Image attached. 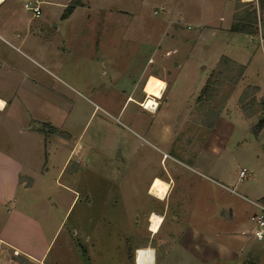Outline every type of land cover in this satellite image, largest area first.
<instances>
[{
    "label": "rangeland",
    "instance_id": "1",
    "mask_svg": "<svg viewBox=\"0 0 264 264\" xmlns=\"http://www.w3.org/2000/svg\"><path fill=\"white\" fill-rule=\"evenodd\" d=\"M39 1L41 10L44 0ZM256 2L257 0H234L242 16L250 13L253 7H256ZM17 3L22 7L21 0H17ZM65 4L62 13L58 15L55 14V7L43 6L45 23L40 32V43L32 34H27V43L25 48H22L23 55L18 53V56L12 59L14 67L15 65L21 67L22 73L20 74L17 69L1 71L0 93L16 91L19 94V101L5 112H0V147L12 152L10 153L12 156H18L14 150L18 145L41 148L42 144H31L27 138H22L15 132L14 120L15 117L19 119L24 115L48 119L52 125H61L71 134L70 137L64 130L46 123L30 124L32 128L43 133L54 134L67 140L66 143L59 141L58 138H52L50 145L58 150L56 160H49V163L52 164L50 161L55 165L60 163L63 149L76 139L78 142L95 145L99 162L96 168L97 186L93 185L92 188L97 190L94 198L90 200L77 195L69 210L65 212L68 201L58 199V195L65 191L60 184L66 186L69 184V187L77 191L78 174L70 183L67 182L68 171L73 168V164H70L68 170L57 179L56 183L52 178L53 170L49 166V176L47 175L49 178L46 180L48 187L41 186L39 192H32L31 196L22 191H19V194L22 200L27 197L31 202L37 203L36 215L47 234L53 233L60 221L61 224L46 252L45 260L35 262L20 255L10 254L7 264H134L135 250L139 247H149L147 246L149 232L146 230V225L149 224L150 214L148 218L137 217L132 214L133 209H130L128 213L120 211L118 217L112 218L111 207L115 202L111 194L115 188L113 182L115 180L112 177L110 160L114 155L108 151L117 146L122 147L124 150L122 152L126 153V166L122 177L124 182L130 178H134L136 182L141 180L137 173L139 167L145 168L144 178L163 173L165 167L169 168L172 163L176 164L170 156L164 155L160 160L163 153L170 154L167 137L172 126L175 135L172 138L173 154L189 162L203 144L214 121L219 116H225L214 127L211 139L219 138L229 146L225 159L231 182L236 180L239 166L242 165L251 172L249 178L236 186L237 193L257 198L258 187L264 182V175L257 170L260 162L253 158L259 153L260 148L257 140L245 136L241 118L237 114H230L238 112L246 120H250L253 134L257 124L264 122V117L262 118L264 68L260 71L262 75L258 81L262 86L261 92L246 83L239 71L240 64L226 57V35L207 33L195 38V48L190 56V62L184 65L177 82L171 85L165 97L163 96L166 104L158 109L152 120V130L144 137H138L123 124H129L127 120L131 118L145 120L149 115L135 102L127 101L121 110L122 117L116 121L113 116L124 96L121 97L110 89L106 84L109 71L99 68L91 57V54L99 52H113L116 56L113 59L116 62L115 68H123L125 53L130 52L134 44L130 37H146L153 44V40L158 37L171 17L175 20H195L199 12L200 0H66ZM76 6L81 8L69 15ZM20 12L18 14L21 17L30 19L32 16L30 12L23 10ZM217 12L226 14L224 6L221 9L215 1L206 0L204 4L203 0L201 15L204 14L205 21H216ZM256 13V23L257 18L264 20V8ZM68 15L70 16L68 22L61 21ZM220 20H223V17ZM254 27L256 29L255 25ZM195 32L194 27L180 22H169L164 30L163 36L165 34L166 36L160 50L164 51L168 46L173 48L174 43L181 40L184 41L183 44L190 46L191 39L196 35ZM96 36L99 37V41L95 39ZM120 37L128 39L119 40ZM259 51L258 49L257 55L261 53ZM186 52V49L179 48L176 58L181 59V55ZM219 52L224 54L216 57ZM40 53L42 59L36 57ZM214 57L216 58L209 66V62ZM38 64L51 73L42 70ZM154 67L159 68L156 64ZM171 76L168 72L167 79ZM255 76L254 71L250 69L249 79L255 80ZM29 78L40 79L37 81L43 86L30 84ZM158 79L159 77L149 75L146 81L154 82ZM206 82L208 89H205ZM163 97L160 100L163 101ZM148 98H150L148 94H143L139 102L144 104ZM95 104H99L102 109L94 108ZM150 111L152 116L156 109ZM2 114H6V117H2ZM184 114V119L179 121ZM226 115L230 117L226 119ZM10 122L13 124H9ZM21 142L23 144H20ZM42 157L41 154L40 162L43 160ZM207 160L204 157L201 162L206 163ZM46 165L48 166V162ZM141 186L140 182L135 185L137 189L135 201L127 203L132 208L144 209L150 202L164 199L169 184L159 178L152 180L148 192L156 199L144 194ZM233 193L216 189L210 195L212 199L206 204L207 210H215L219 202H231L232 218L238 221L247 218L251 214V207ZM46 195L50 198L48 202L46 201L47 218L43 214L44 202L41 201L46 199ZM162 202L155 203L153 208L159 209ZM200 204L195 203V213H200V209L203 211ZM27 206L28 202L24 201L25 210H32ZM115 212L116 210L113 214H116ZM2 213L1 208L0 220ZM197 220L199 223L200 219L197 218L192 219V222L197 224ZM133 244L140 245L133 247ZM160 253L159 249L154 251L155 264H158ZM183 258L177 253L176 258L173 259L161 258V264H191L189 260ZM252 259L246 256L240 264Z\"/></svg>",
    "mask_w": 264,
    "mask_h": 264
},
{
    "label": "crops",
    "instance_id": "2",
    "mask_svg": "<svg viewBox=\"0 0 264 264\" xmlns=\"http://www.w3.org/2000/svg\"><path fill=\"white\" fill-rule=\"evenodd\" d=\"M213 1L218 3L221 9L224 6L226 13H215L218 17L216 21H205L204 14L201 15L203 0H200L199 12L195 20H175L173 17L169 19L168 23L180 22L196 29V35L191 39L190 46L183 44L184 41L181 40L174 43L173 48H169L168 46L164 51L160 50L166 36V34L163 36L164 30L168 25L166 23L158 37L153 40V44L146 37H130V40L134 44L131 46V51L125 53V62L123 68H120L121 70L115 68L116 62L113 60L116 58L115 53L99 52L94 55L91 54V57H93L95 64L99 68H104L109 71L106 84L117 95L124 96L122 103L120 105L118 103L119 106L117 107L115 116H113L114 119L117 121L122 117L121 110L127 101L135 102L143 112L145 111L149 115L150 118L147 117L145 120L131 118L127 120L129 124H123L138 137H144V135L150 134L152 120L155 114L162 105L166 104L164 97L167 90L177 82L178 76L184 70V65L191 60L190 56L195 48V38L198 35L207 33L226 35V57L240 64L242 66L241 76L247 81L246 83L251 84L262 92V86L258 81L260 75H262L260 71L264 68V20L257 18L254 33L231 31V24L237 19H242L244 15H240L234 0ZM205 2L206 0H204V4ZM65 3L66 0H62L61 2L58 0H44L41 5L40 15L37 17L32 15L30 19L24 16L21 17L18 14L21 10L25 12L26 10L21 5H18L17 0H3L0 3V74L2 70L13 71L16 69L20 74L22 73L21 67L17 65L14 67L12 59H15L18 53L23 55L22 48H25V44L27 43V34H32L35 40L40 43V32L45 23L43 6L55 7V14L58 15L65 8ZM79 8L81 7L76 6L69 15ZM255 9L257 12V7ZM69 15L61 21L65 20L68 22ZM216 15H214L215 18ZM222 17L223 20H220ZM95 39L99 41L98 36ZM125 39L128 38L120 37L119 40L124 41ZM181 47L186 49L187 52L181 55V59H177L176 55ZM258 49L261 53L257 55ZM221 54L224 53L219 52L216 57ZM41 55L42 53L36 57L42 59ZM216 57L209 62V66ZM154 64L158 65L159 68H155ZM38 66L48 74L51 73L40 64ZM250 69L256 75L255 80H250L248 77V71ZM168 72L172 75L169 79H167ZM149 75L159 77L158 80L165 82H163L165 88L161 94V97L164 96L163 101L160 100L161 97L156 98V112L154 111L155 113L152 116L151 111L142 108L139 102L143 94L147 95L143 91V86L149 82L146 81ZM28 80H31L30 84L34 86H43L38 83L40 79H37V81L36 79L29 78ZM0 100L4 103V106L0 108V112H5L7 108L16 105V102L19 101V94L16 91L0 93ZM158 102L160 105H158ZM94 108L102 109L99 104H95ZM236 114L242 120L245 136L247 135V138L257 140L260 149L259 153L255 154L253 159L260 162L257 170L264 175V122L262 127L253 134L250 129L252 126L251 121L246 120L238 112L230 115ZM230 115H226V119ZM1 116L6 117V114H2ZM23 117L21 116L19 119L15 117V132L22 138H27L31 144H42V147L33 148L30 145L26 147L18 145L14 149L18 156H12L10 154L12 152L0 147V209H3L0 220V264H7L10 254L11 256L20 255L35 262H41L46 259V252L61 221L55 227L53 233L47 234V231L43 228L36 215L37 203L31 202L27 197H24V200H22L19 191L31 196L32 192H39L38 190H40L41 186L48 187L46 180L49 178V166L53 170L52 178L56 183L57 179L59 177L61 178L68 170L70 164H73V168L68 171L67 182L70 183L71 179L78 174L79 188L77 191L69 187V184L67 186L60 184L65 191L58 195V199L68 201L65 212L69 210L77 195L78 197L82 195L84 199L90 200L94 198L97 190L92 188L93 185L97 186L96 176L98 175V170L96 168L99 162L95 145L78 142L76 139L71 145H65V149L61 153L60 163L55 165L54 162L50 161L52 163L50 164L49 160H56V152L58 150V148L54 149L55 147H51L52 138H58L59 141L66 143L67 140L54 134L43 133L32 128L30 124L32 122H41L60 130L64 129L61 125H52L48 119H40L31 115H24ZM184 117L185 114L179 121L183 120ZM224 117L219 116L214 121L203 144L189 162H185L173 154L174 145L172 138L175 135L173 134L174 130L172 126L167 137L170 154L163 153L160 160L166 155L167 157L170 156L176 164L172 163L169 168L165 167L163 173L148 175L146 178H144L145 168L139 167L137 173L138 177L142 179L138 182L134 178H130L126 182L122 181L126 166V153L122 152L124 151L122 147H112L108 151L111 155H114L110 160L112 162V177L115 180L113 181L115 182V188L111 194L115 204L111 207V216L112 218L113 216L118 217V212L128 213L130 209H133L132 214L137 217L148 218V215L152 212L161 216L162 221L156 233H151L146 225V230L149 232L147 246L154 251L157 249L161 250L158 264H161V258H164V260L176 258L177 253H180L184 257L183 260H189L191 264H240L246 256L252 257V260L257 264H264V242H256L248 236L241 235V231L246 230L249 226V216L241 221L234 220L232 218L231 202H219L217 207L215 206V210L211 211H208L206 208V204L212 199L210 195L216 189L234 192L233 194H236L251 207V212L253 211V207L249 203V200H259L264 196V182H261L258 187L257 198H250L241 193H237L236 186L243 181H238L237 176L236 180L231 182L230 173L226 170L225 159V154L229 150V146L224 141L219 140V138L211 139L214 127ZM9 124L13 123L10 122ZM65 132L71 137L68 131ZM20 144L23 143L21 142ZM41 154L43 155L42 162L39 161L41 160L39 159ZM204 157L208 159L206 163L201 162V159ZM47 162L48 166L46 165ZM241 167L243 166H239V169ZM154 178L162 179L169 184L164 199H156L148 192L149 185ZM139 182L142 183V192L149 198L152 197L157 200V202H150L144 209L132 208V206L127 204L128 202L135 201V192L137 190L135 185ZM47 197L46 195V199L41 200L44 202L42 205L43 214L47 213L48 210L46 201L48 202L50 198ZM24 201L28 202L27 208L32 210H25ZM160 202L162 204L159 209L153 208L155 203ZM196 202L201 203L200 205L203 211L200 209V213L194 212ZM224 209L229 210L228 218L222 216ZM114 210H116V214H113ZM44 216L46 218L48 217L47 214ZM194 218L200 219V222L198 223L197 220V224H194L192 222ZM137 245L133 244V247ZM162 250L164 251L163 253Z\"/></svg>",
    "mask_w": 264,
    "mask_h": 264
},
{
    "label": "built area",
    "instance_id": "3",
    "mask_svg": "<svg viewBox=\"0 0 264 264\" xmlns=\"http://www.w3.org/2000/svg\"><path fill=\"white\" fill-rule=\"evenodd\" d=\"M21 2L24 10L30 12L35 17L40 15L39 0H21ZM140 106L144 107L143 102L140 103ZM249 175L250 171L245 167H241L237 172V180H244ZM249 203L253 207V211L249 215V226L246 230L241 231V235L248 236L256 242H264V203L260 200H249Z\"/></svg>",
    "mask_w": 264,
    "mask_h": 264
},
{
    "label": "bare ground",
    "instance_id": "4",
    "mask_svg": "<svg viewBox=\"0 0 264 264\" xmlns=\"http://www.w3.org/2000/svg\"><path fill=\"white\" fill-rule=\"evenodd\" d=\"M3 0H0V3ZM144 91L150 98H148L144 103V109H151L152 111L156 108L157 102L156 98H160L161 94L165 88V84L156 80L154 82H147L144 84ZM4 106V103L0 100V108ZM162 218L160 215L152 212L149 215L148 226L151 233H156ZM134 264H154V250L149 247H140L135 252Z\"/></svg>",
    "mask_w": 264,
    "mask_h": 264
},
{
    "label": "trees",
    "instance_id": "5",
    "mask_svg": "<svg viewBox=\"0 0 264 264\" xmlns=\"http://www.w3.org/2000/svg\"><path fill=\"white\" fill-rule=\"evenodd\" d=\"M256 7L258 11L262 10L264 8V0H257ZM255 23H256V9L253 7L252 11L250 13H246L242 19H238L234 21L230 26V30L236 31V32L254 33L256 30L254 27ZM239 69H240L239 71L241 74L242 66L239 65ZM207 82H206L205 89H208L209 87L207 85ZM262 124L263 122H259L257 124L255 132H257L262 127ZM259 200L262 203H264V196H262ZM245 264H257V263L253 260H248L245 262Z\"/></svg>",
    "mask_w": 264,
    "mask_h": 264
},
{
    "label": "water",
    "instance_id": "6",
    "mask_svg": "<svg viewBox=\"0 0 264 264\" xmlns=\"http://www.w3.org/2000/svg\"><path fill=\"white\" fill-rule=\"evenodd\" d=\"M222 216L225 217V218H228L229 217V210L228 209H224L223 212H222Z\"/></svg>",
    "mask_w": 264,
    "mask_h": 264
}]
</instances>
